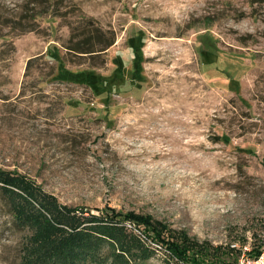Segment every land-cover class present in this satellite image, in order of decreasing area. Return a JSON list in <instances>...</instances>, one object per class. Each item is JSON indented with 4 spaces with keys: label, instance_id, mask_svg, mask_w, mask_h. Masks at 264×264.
Listing matches in <instances>:
<instances>
[{
    "label": "rangeland",
    "instance_id": "rangeland-1",
    "mask_svg": "<svg viewBox=\"0 0 264 264\" xmlns=\"http://www.w3.org/2000/svg\"><path fill=\"white\" fill-rule=\"evenodd\" d=\"M176 75L192 87L170 110L158 90ZM0 168L230 264L261 255L264 0H0ZM28 233L0 183V264H20ZM151 248L142 264H182Z\"/></svg>",
    "mask_w": 264,
    "mask_h": 264
},
{
    "label": "trees",
    "instance_id": "trees-1",
    "mask_svg": "<svg viewBox=\"0 0 264 264\" xmlns=\"http://www.w3.org/2000/svg\"><path fill=\"white\" fill-rule=\"evenodd\" d=\"M0 183L15 223L29 231L20 264H142L155 255L151 243L171 251L170 259L182 264L232 263L224 256L229 255L226 251L220 253L186 233L180 240L166 239L161 223L151 215L113 207L96 214L64 205L25 175L3 168ZM255 253L260 251L250 254Z\"/></svg>",
    "mask_w": 264,
    "mask_h": 264
},
{
    "label": "bare ground",
    "instance_id": "bare-ground-1",
    "mask_svg": "<svg viewBox=\"0 0 264 264\" xmlns=\"http://www.w3.org/2000/svg\"><path fill=\"white\" fill-rule=\"evenodd\" d=\"M183 59H179V60H176V63L178 64L179 62H181L182 60H186L189 58V54L188 53H183ZM186 66H192V63H186L185 64ZM179 78H182L181 76L179 75H176L174 80L171 82V83H166L164 84L160 90V92H163L164 95H165V100H163L162 102V105L164 104V107H167L166 106V102L167 101H170L171 104H173L172 107H169L170 110H173L174 107H176L178 104H175L179 102L182 103V102H185L188 100V97H189V93H190V88L192 87V83L190 82L189 83V89L188 88H185V86L183 85V83H181L180 81H178L177 79ZM189 78V77H188ZM185 89V92L184 93H181L182 90ZM152 91H150L149 93H151ZM156 92V91H155ZM170 97H172L170 99ZM151 101V99H150ZM148 103H150L149 101L145 102L141 107L140 109H142L143 107H145L146 105H148Z\"/></svg>",
    "mask_w": 264,
    "mask_h": 264
},
{
    "label": "built area",
    "instance_id": "built-area-1",
    "mask_svg": "<svg viewBox=\"0 0 264 264\" xmlns=\"http://www.w3.org/2000/svg\"><path fill=\"white\" fill-rule=\"evenodd\" d=\"M155 246L162 248L159 244L154 243ZM249 248L247 246L244 247L243 254L241 255V258L238 261V264H261L264 262V253L261 255H257L255 257H252V254H248Z\"/></svg>",
    "mask_w": 264,
    "mask_h": 264
}]
</instances>
